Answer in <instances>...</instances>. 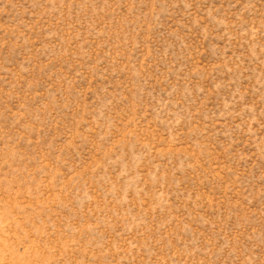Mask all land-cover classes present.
<instances>
[{"label": "rangeland", "instance_id": "rangeland-1", "mask_svg": "<svg viewBox=\"0 0 264 264\" xmlns=\"http://www.w3.org/2000/svg\"><path fill=\"white\" fill-rule=\"evenodd\" d=\"M0 264H264V0H0Z\"/></svg>", "mask_w": 264, "mask_h": 264}]
</instances>
